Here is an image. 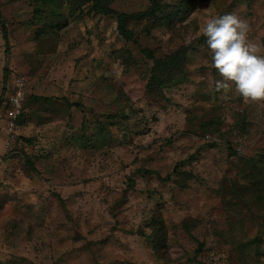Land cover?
<instances>
[{"label": "rangeland", "instance_id": "1", "mask_svg": "<svg viewBox=\"0 0 264 264\" xmlns=\"http://www.w3.org/2000/svg\"><path fill=\"white\" fill-rule=\"evenodd\" d=\"M229 13L264 52V0H0V264H264V100L201 32Z\"/></svg>", "mask_w": 264, "mask_h": 264}, {"label": "clouds", "instance_id": "2", "mask_svg": "<svg viewBox=\"0 0 264 264\" xmlns=\"http://www.w3.org/2000/svg\"><path fill=\"white\" fill-rule=\"evenodd\" d=\"M248 30L245 20L230 13L209 15L201 28L212 66L222 77L216 87L227 89L231 82L244 98L264 100V52L248 39Z\"/></svg>", "mask_w": 264, "mask_h": 264}, {"label": "built area", "instance_id": "3", "mask_svg": "<svg viewBox=\"0 0 264 264\" xmlns=\"http://www.w3.org/2000/svg\"><path fill=\"white\" fill-rule=\"evenodd\" d=\"M24 78L16 77L15 81L11 87V91L5 90V99L3 100V105L5 107V116L7 119V128L11 131L15 126V119L21 113V106L24 100ZM8 86V85H6Z\"/></svg>", "mask_w": 264, "mask_h": 264}, {"label": "trees", "instance_id": "4", "mask_svg": "<svg viewBox=\"0 0 264 264\" xmlns=\"http://www.w3.org/2000/svg\"><path fill=\"white\" fill-rule=\"evenodd\" d=\"M45 3H49V2H52V0H44ZM94 10H98V11H103L104 13L108 14L110 12L114 13L116 15L117 18V28H118V32L119 34H121L122 36H124L126 39H131L132 38V32L126 27V24H127V21L124 22V19L127 17V15L125 13H118L116 11H114L112 8L108 7L107 4H98L97 2H94ZM131 17L134 19V17H137L138 14L137 13H132L130 14ZM51 32V31H50ZM7 84L4 85L3 87V91H1L2 93L0 94V104L2 108H4V105L2 104L3 103V100L5 99L4 97V93H5V90H6V86ZM12 85V84H11ZM9 91H11V88H9ZM38 98H42V97H38ZM26 100V93H25V97H24V102ZM23 108H24V103H22V106H21V113L20 115H18V117L15 119V125H16V122L17 120L21 117V114L23 112Z\"/></svg>", "mask_w": 264, "mask_h": 264}]
</instances>
